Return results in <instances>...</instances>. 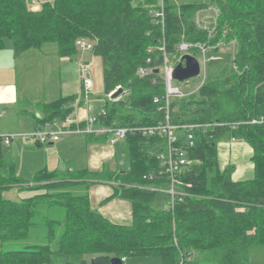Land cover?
Returning a JSON list of instances; mask_svg holds the SVG:
<instances>
[{"label": "trees", "instance_id": "trees-1", "mask_svg": "<svg viewBox=\"0 0 264 264\" xmlns=\"http://www.w3.org/2000/svg\"><path fill=\"white\" fill-rule=\"evenodd\" d=\"M157 5L158 0H45L33 8L31 0H0V49L9 40L18 55L55 42L60 57L72 58L80 51L76 40L92 43L90 51L102 60L106 115L99 121L104 126H149L163 120V99L153 102L154 96L164 94L161 76H140L137 69L161 64L157 46L162 36L170 58L179 55L182 40L206 41L194 15L199 8L216 7L219 29L212 42L223 29L224 42L235 40L232 67L223 57L197 91L172 98L171 122H237L195 132L194 145L186 149L190 164L179 174V189L186 194L172 204L166 198L165 208L153 207L158 191L150 187H167V178H149L160 169L157 156L165 144L161 135L128 134L124 170L86 173L90 179L119 183L111 196L130 200L128 225L103 217L90 206L87 194H71L72 181L56 172L42 168L23 180L15 163L4 157L0 135V264H87V257L89 264H108L112 257L136 256L156 258L161 264H195L190 260L195 253L215 264H252L249 249L264 246V125L247 123L264 115V0H164L163 33L150 14ZM150 46L153 52L147 51ZM153 77L156 84L151 83ZM118 87L123 90L120 97L109 99ZM75 99L71 95L42 103L37 123L71 117ZM224 135L249 144L253 178L234 181L233 167H220L217 141ZM107 138L90 134L88 140ZM11 187L28 189L31 195L20 201L4 198L2 192ZM55 207L63 211L61 220L43 214ZM38 225L46 227V243L1 249L4 242L28 239ZM57 225L62 229L58 236Z\"/></svg>", "mask_w": 264, "mask_h": 264}, {"label": "crops", "instance_id": "crops-1", "mask_svg": "<svg viewBox=\"0 0 264 264\" xmlns=\"http://www.w3.org/2000/svg\"><path fill=\"white\" fill-rule=\"evenodd\" d=\"M44 45L39 49H29L15 55L11 41L6 40L5 46L0 49V112H2L4 107L13 108V106H17L19 97H21L25 105L17 107V114L19 116L32 117L34 119L33 128L37 129L42 126L37 123V116L42 114L41 104L53 101L46 100L48 93L51 97L58 95L57 98L74 95L76 99L73 103L71 117L74 120L75 118L82 119L79 124L81 125L82 123L83 126L85 125L84 119L89 114L88 107L83 108V105L91 97L89 91L88 94L83 91L82 85L78 86V89L76 88L77 81L79 82V76L77 77L76 71L79 74L78 67L80 62L88 61L87 52H90V50L79 51L75 56L69 58L76 59L77 69H61V67L59 69H51L50 64L52 61L47 59L50 54L44 51ZM57 50L58 48L56 47V49L52 50V53L54 51L57 52ZM56 54L61 61L68 59L67 57H60L58 53ZM69 72L70 76L68 77ZM18 86L21 88L20 94ZM71 90L72 92H70ZM31 107L34 110H31ZM20 122L24 124V119H21ZM78 134L66 137L61 136L55 142L44 144L50 145V147L45 146L47 148L42 150L46 155L47 153H56V161L52 163L47 156H45L44 162L40 163L33 159L28 160V171H30V168L31 170L36 169L35 172L46 168L48 171L56 172L59 178L72 181L70 186L82 185L84 194L88 195L90 206L94 210L113 223L130 224L132 220L130 200L118 195L111 196L114 192V186L119 183L115 180L90 179L87 176L88 173H100L105 168L112 172L124 170V141H119L115 144H110L108 140L89 141L88 137L90 134L81 136ZM19 136L27 137L24 135ZM34 143L36 146L43 147L36 140ZM247 144L244 140H231L227 137L220 141L219 149L217 147L219 165L221 168L229 165L233 167L231 178L234 181L247 180L254 176V167L250 159L252 149ZM6 145H10L11 156L19 149V142L12 143L10 140ZM61 164H63V168L60 167ZM18 174L22 178L21 174Z\"/></svg>", "mask_w": 264, "mask_h": 264}, {"label": "built area", "instance_id": "built-area-1", "mask_svg": "<svg viewBox=\"0 0 264 264\" xmlns=\"http://www.w3.org/2000/svg\"><path fill=\"white\" fill-rule=\"evenodd\" d=\"M150 14L157 25H160L161 31H164L165 25V13H164V0H158V5L156 8L150 11ZM194 24L197 29H200L207 34L206 41H185L182 40L178 46L177 50L179 55L174 58H170L166 51L165 39L159 40V45L157 49L161 52L162 60L161 64L158 66L151 67L149 65H142L138 67L137 73L140 76L147 75L149 73L158 70V74L162 78V83L164 87V94L162 97L154 96L153 102L158 103L161 99L164 102V118L157 124L149 126H104L100 124V118L105 117L106 110L103 106L94 107L89 106V114L85 117V125H80L79 122L75 121L72 117H66L59 122L53 121L52 123H46L45 126L51 124L55 125L57 129L53 132H45V128H37L33 132L21 134L27 137L34 138L37 142L41 144H48L49 142H55L59 140L61 136H68L78 133L83 134H93V135H103L108 136L107 140L110 144H115L119 141H125L126 136L131 133H140L143 136L154 137L161 135L165 138L164 149L158 154V159L160 160V169L157 174H150L149 178L163 177L165 176L168 180L167 187H150L152 190H165L168 194L171 204L177 199H182L186 194L179 189L181 181L179 179V174L183 171L189 164L190 160L187 158L186 149L192 147L195 141V132L205 131L210 126H226L227 124L232 127L237 125V122H215V123H183L176 124L171 122L170 113V101L172 98L184 97L186 94L182 92L177 86L172 84V70L175 65L181 60V57L185 53L192 54L190 51H195L196 54H192L197 58V55L202 57L203 68L200 64V72L204 71V66L210 59H220L218 49L223 43H235V40L231 39L228 42H224V36L226 34V29L222 30L220 38L212 42L213 39L218 35L219 21H218V10L214 6L199 8L194 15ZM76 45L80 51L91 50L92 43L86 39L76 40ZM148 52H153L154 47L150 46L147 49ZM198 59V58H197ZM151 62V57H147L146 64ZM78 71L83 81V89L87 92L91 88V78L89 64L86 61L80 62ZM200 74V73H199ZM157 78L153 77L151 80L152 84L157 83ZM108 95V98H110ZM120 97V96H119ZM118 97V98H119ZM112 99V100H117ZM249 124H261L264 125V115L251 118L247 121ZM19 135H4L2 136L3 144H8L13 137H18ZM231 140H235L231 138ZM121 264L126 261L125 257L120 258Z\"/></svg>", "mask_w": 264, "mask_h": 264}, {"label": "rangeland", "instance_id": "rangeland-1", "mask_svg": "<svg viewBox=\"0 0 264 264\" xmlns=\"http://www.w3.org/2000/svg\"><path fill=\"white\" fill-rule=\"evenodd\" d=\"M45 0H31V6L33 8H39L41 3ZM177 3H184V2H194V1H201V0H173ZM207 1V0H204ZM57 45L55 42H47L43 46L44 51L49 52V56L47 59H51L50 61V67L51 69H77V63L76 59H66L64 61H61L57 57V52L54 51L52 53V50L56 49ZM236 52V44L235 43H223L220 48L218 49V53L220 55V59H210L209 63L204 66V69H208V71L205 73V71H201L199 75L189 78L185 81H172V84L174 86H177L182 92L185 94L193 93L197 91V88L199 85L204 81V79L209 76L212 69H214L217 64H219L220 60H222L223 57H225L228 61V64L230 67H232V61L233 57ZM87 63L89 64V70H90V78H91V88L89 90V94L91 99L83 105V108H87L89 106L94 107H100L103 104V82H102V60L101 57L98 55H94L91 51L87 52ZM198 60L200 61L202 68H203V61L202 57L200 55H197ZM224 60V59H223ZM61 61V62H60ZM19 62V61H18ZM38 63V61H37ZM39 64L42 65L41 62ZM65 65V66H64ZM42 67V66H41ZM66 73V72H65ZM77 73V77L79 76V82L77 81V89L78 86H83L82 77L80 74ZM70 76V72L68 73V77ZM75 88V89H76ZM19 94H20V86H18ZM67 92V91H66ZM72 92V90L70 91ZM55 97H51V95L48 93L46 100H54ZM53 98V99H52ZM23 98L19 97V101L17 106H13V108L4 107L2 108V112H0V128L2 132L0 133L1 136L4 135H21L25 133L33 132L35 129L34 126V119L30 116H19L17 114L18 106L21 107L22 105H25ZM31 110H34V108L31 107ZM24 119V124H21L20 120ZM82 119L75 118V121L79 122ZM55 122H59L61 120H54ZM41 128H45V132H53L57 129V127L54 125H42ZM79 136L83 134H78ZM66 137V136H63ZM227 135H224L217 141V147L219 149L220 141L223 139H226ZM12 143L19 142V149H17L14 154L11 156L10 154V145L3 144L2 145V151L3 155L7 159H11L15 163V170L16 172L20 173L22 178L25 180H29L33 173L35 172L34 169L30 171L29 170V161L28 160H35L37 163L44 162L45 156L49 158V160L53 163L57 159V154H49L42 150L43 148L50 147V145H44L41 144L43 147L36 146L34 143L33 138L28 137H13L11 139ZM123 145V144H122ZM248 145V144H247ZM47 146V147H45ZM49 161V162H50ZM51 163V164H52ZM39 166V165H37ZM60 167L63 168V164L60 165ZM59 167V168H60ZM125 168V166H123ZM122 167V168H123ZM17 173V174H18ZM19 175V174H18ZM71 194L79 195L84 194V187L82 185H74L70 186L68 188ZM82 190V191H81ZM2 195L4 198L12 200V201H20L25 197H28L31 195V191L28 189H22L19 190L16 187L7 188L2 192ZM166 198H168V194L165 192V190H160L157 192V194L154 197V201L152 203L154 208H165L167 206ZM43 214H47L49 217L55 218L57 220H61L63 218V211L61 208H50L48 210H43ZM61 226L55 227V233L58 236L61 232ZM46 234V227L44 225H38L34 229H32L30 237L26 240H20L16 242H4L1 245V249L8 250V249H21L27 245L31 244H44L46 243L45 239ZM52 246L55 247V240H53ZM255 247V248H254ZM249 249V259L252 264H264V246H254ZM190 260L194 261L195 264H215L214 262L208 260L207 258L203 257L201 254L195 253L190 257ZM90 259L87 257V264H89ZM60 264V263H57ZM123 264H161L159 260L152 257H129L127 261H125Z\"/></svg>", "mask_w": 264, "mask_h": 264}, {"label": "water", "instance_id": "water-1", "mask_svg": "<svg viewBox=\"0 0 264 264\" xmlns=\"http://www.w3.org/2000/svg\"><path fill=\"white\" fill-rule=\"evenodd\" d=\"M155 72H158V70L156 69ZM199 73L200 64L198 59L192 54L185 53L173 68L171 75L174 80L185 81L199 75ZM122 92V88L118 87L111 93L110 98L116 99L122 94ZM108 264H121V260L118 257H112Z\"/></svg>", "mask_w": 264, "mask_h": 264}]
</instances>
